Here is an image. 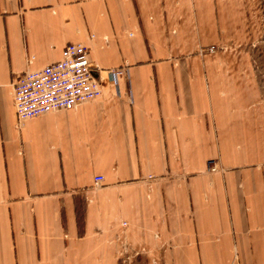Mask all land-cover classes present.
<instances>
[{
	"label": "crops",
	"instance_id": "1",
	"mask_svg": "<svg viewBox=\"0 0 264 264\" xmlns=\"http://www.w3.org/2000/svg\"><path fill=\"white\" fill-rule=\"evenodd\" d=\"M257 4L0 0V264H264ZM68 44L102 97L19 126L15 81Z\"/></svg>",
	"mask_w": 264,
	"mask_h": 264
},
{
	"label": "built area",
	"instance_id": "2",
	"mask_svg": "<svg viewBox=\"0 0 264 264\" xmlns=\"http://www.w3.org/2000/svg\"><path fill=\"white\" fill-rule=\"evenodd\" d=\"M89 50L82 44H68L61 59L38 70L27 69L13 85L12 101L20 126L24 121L76 106L102 97L100 80L88 59ZM207 171H220L218 160L207 162ZM102 176L93 179L94 188L103 185Z\"/></svg>",
	"mask_w": 264,
	"mask_h": 264
},
{
	"label": "rangeland",
	"instance_id": "3",
	"mask_svg": "<svg viewBox=\"0 0 264 264\" xmlns=\"http://www.w3.org/2000/svg\"><path fill=\"white\" fill-rule=\"evenodd\" d=\"M257 5H258L257 18L254 24L253 25L251 24V26H249L248 35H247L249 42L248 45L245 46V52L251 55V59H252L251 64L253 65V69L257 77V81L259 83L261 92L264 95V0H258ZM208 51L214 52L213 49H208ZM140 257H145V256L143 254H138V255L133 254L131 259L132 261H135Z\"/></svg>",
	"mask_w": 264,
	"mask_h": 264
}]
</instances>
